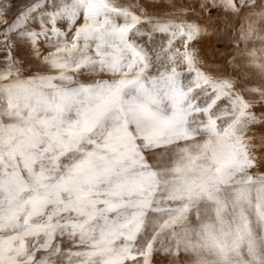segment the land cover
I'll list each match as a JSON object with an SVG mask.
<instances>
[{
	"label": "snow or ice",
	"instance_id": "1",
	"mask_svg": "<svg viewBox=\"0 0 264 264\" xmlns=\"http://www.w3.org/2000/svg\"><path fill=\"white\" fill-rule=\"evenodd\" d=\"M0 264H264V0H0Z\"/></svg>",
	"mask_w": 264,
	"mask_h": 264
}]
</instances>
